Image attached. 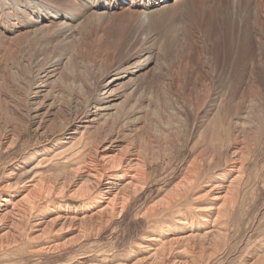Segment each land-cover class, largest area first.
<instances>
[{"label":"bare ground","instance_id":"6f19581e","mask_svg":"<svg viewBox=\"0 0 264 264\" xmlns=\"http://www.w3.org/2000/svg\"><path fill=\"white\" fill-rule=\"evenodd\" d=\"M245 1L0 0V106L13 108L16 128L54 135L46 151L29 152L27 161L2 171L0 232L15 244L23 221L40 238L47 231L79 235L83 227L128 216L152 178L154 150L171 149L181 125L174 118L181 115L191 136L213 121L228 126L232 142L195 155L166 194L142 208L153 218L157 207L161 216L190 199L202 232L164 244L149 237L132 264H200L216 257L226 245L247 144L264 118V0ZM170 21L180 24L165 29ZM9 134L0 135V153L15 146ZM37 153L80 159L70 172L43 178L29 162ZM65 192L82 203L80 212L39 206ZM59 246L49 243L45 250ZM179 246L183 261L173 258ZM244 264H264V251Z\"/></svg>","mask_w":264,"mask_h":264},{"label":"rangeland","instance_id":"374dc122","mask_svg":"<svg viewBox=\"0 0 264 264\" xmlns=\"http://www.w3.org/2000/svg\"><path fill=\"white\" fill-rule=\"evenodd\" d=\"M161 24H163L162 21ZM179 24V21H170L165 23L163 27L175 29ZM236 26L238 27V25ZM237 30L239 33L241 32L238 28ZM237 36L235 33L234 37L239 38L234 46L236 47L237 44V48L234 49L240 57V53L243 51L241 49L242 42L240 36ZM242 36L246 37V34H242ZM226 53L230 54L229 50ZM228 54L225 55V58L229 56ZM14 79L15 77H12L13 81ZM15 83L17 87L23 89L21 82L16 80ZM224 98L228 102L229 93ZM8 109L10 111L6 112L0 106V135L10 133L9 136H13L16 142L12 150L0 153V175L4 169L11 168L16 160L27 161L29 155L27 153L32 152L34 154L40 149L48 148L54 136L50 133L40 135L29 127L17 126L16 128L14 126L13 108L9 107ZM181 117L179 115L178 118H174L177 122L181 121V125L172 137L171 149L168 151L154 150L155 157L158 159L148 168L151 169L152 178L148 182L143 196L141 195L135 204L131 205L128 216H122L123 218H119L115 223L113 222L114 224L83 227L79 235L74 231L66 235L65 233L55 234L47 231L40 238L34 235V230L29 224L27 225L28 222L23 221V224L17 229L18 239H16L15 244H13L15 240L9 234L3 235V231L0 232V264H132L143 256L144 253L140 244H144L146 239L157 238L160 239L159 243L164 244L171 239L182 237L190 231L194 234L201 233L202 230H198V227L202 223L194 214L195 210L188 209L191 207L190 199L186 203L183 202L185 204H182L181 207L178 206V209L177 206L171 207L173 209L169 207L170 209L161 216L158 214L162 208L158 209V207L155 209L158 214L153 218L144 216L141 212L166 194L181 177L184 168L195 155H199L204 149L210 147L217 150L223 149L232 142L226 124L220 125L214 124L213 121H207L198 128L195 135L191 136L189 134L191 131L190 123H182ZM158 120L160 121V119ZM150 127H152L151 131L157 130L152 125ZM253 128L257 130L255 140L247 144L249 157L244 162L242 178L239 186L235 189L236 193L232 195L235 205L230 210V216H228L225 248L219 247V253L216 257L212 260L205 258L200 264H244L245 258L254 257L257 253L264 251V118H261V124L255 123ZM37 154L41 156H35V160L30 159L29 162L37 166L35 173L43 178H54L59 174L70 172L77 166L80 159L68 160L67 158L71 157L73 153L61 155L51 160L47 156L51 153L45 156L43 153ZM57 196L52 194L46 201L42 200L39 206H52L56 210L68 209L71 211L73 208L76 212H80L84 207L76 198L69 197L67 192ZM38 213L35 212L34 215L36 216ZM3 224H0V228L3 227ZM49 243H57L60 246L56 250L46 251V246ZM175 249L177 250L175 251ZM225 250L226 252H224ZM172 253L176 261H183L186 258L182 246L174 248Z\"/></svg>","mask_w":264,"mask_h":264}]
</instances>
